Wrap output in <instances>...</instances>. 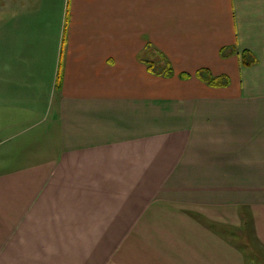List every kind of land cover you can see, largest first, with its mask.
<instances>
[{
	"label": "crops",
	"instance_id": "obj_1",
	"mask_svg": "<svg viewBox=\"0 0 264 264\" xmlns=\"http://www.w3.org/2000/svg\"><path fill=\"white\" fill-rule=\"evenodd\" d=\"M26 126L50 153L0 173V264H247L209 227L245 218L264 256V0H0V137Z\"/></svg>",
	"mask_w": 264,
	"mask_h": 264
},
{
	"label": "trees",
	"instance_id": "obj_2",
	"mask_svg": "<svg viewBox=\"0 0 264 264\" xmlns=\"http://www.w3.org/2000/svg\"><path fill=\"white\" fill-rule=\"evenodd\" d=\"M151 46H147L146 51H148ZM242 64L244 67L249 68L257 64V58L251 52L244 51L241 53ZM146 63L148 71L156 76L171 78L175 76L174 69L167 59V57L162 56L161 59L150 60L148 58H143ZM184 77V76H182ZM190 77V76H189ZM196 77L198 80L211 87H228L230 80L228 77L219 76L214 77L208 70H200ZM61 87V77L58 78L57 88ZM202 220V219H201ZM211 229L217 230L219 234L223 235L229 242L235 245L244 255L247 264H264V256L259 248L253 242V231L252 223L250 219L244 220L243 225L238 230L228 227L220 226L218 229L213 224L209 226Z\"/></svg>",
	"mask_w": 264,
	"mask_h": 264
},
{
	"label": "rangeland",
	"instance_id": "obj_3",
	"mask_svg": "<svg viewBox=\"0 0 264 264\" xmlns=\"http://www.w3.org/2000/svg\"><path fill=\"white\" fill-rule=\"evenodd\" d=\"M52 114L53 112L49 111L45 120L51 118L53 116ZM42 118L43 116L38 120H34V123H38ZM27 127L29 126H26L22 130H14V134H22L15 140L11 139L12 132H7L8 134L0 137V173H8L15 169L25 167L30 161L27 157L29 155L40 157L50 153L48 142L45 139L44 126L38 129H31L29 132L26 131ZM24 130L25 135L21 132ZM34 136H36V139ZM54 141L53 147H56L57 141L55 139ZM253 238V242L257 246L255 237L253 236ZM234 262V259H231V263L234 264Z\"/></svg>",
	"mask_w": 264,
	"mask_h": 264
}]
</instances>
